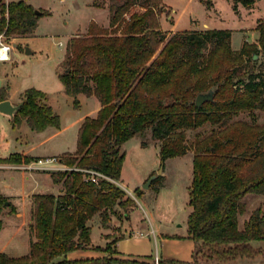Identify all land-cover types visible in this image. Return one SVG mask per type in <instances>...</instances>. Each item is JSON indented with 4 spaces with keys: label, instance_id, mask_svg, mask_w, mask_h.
Listing matches in <instances>:
<instances>
[{
    "label": "trees",
    "instance_id": "trees-1",
    "mask_svg": "<svg viewBox=\"0 0 264 264\" xmlns=\"http://www.w3.org/2000/svg\"><path fill=\"white\" fill-rule=\"evenodd\" d=\"M200 1L208 9L213 6L212 0ZM231 1L236 10L237 3L249 7L255 0ZM135 6L142 10L130 12ZM163 7L162 0H111L107 28L91 21L85 35L67 41L58 72L64 91L74 97V106L79 103L76 96L84 93L94 95L100 107L79 126L75 151L59 157L67 168L50 172L60 193L31 196L33 240L28 253H0V264H155L151 255L144 259L112 256L119 254L116 248L109 255L111 243L94 248L102 256L68 259L67 254L90 247L88 221L94 215L106 227L112 216L120 215L116 208H122L124 216L134 205L117 183L125 141L150 129L160 141L164 162L187 152L186 130L206 124L209 131L192 143L187 218V235L194 241L192 259L159 257L158 264H225L264 253L262 209L252 210L239 226V217L246 211L245 197L264 198V120L234 119L244 112L264 113V71L256 68L253 58L264 50V20L256 25L257 43L245 41L234 50L228 29L162 31L157 16ZM37 20L32 6L23 0L0 4V33L8 39L31 34ZM210 88H214L213 99L196 106L197 94ZM20 104L11 118L14 124L26 120L34 131L59 127V115L43 91L26 88ZM36 159L11 153L0 160L29 163ZM91 171L101 174L96 182L90 179ZM134 191L142 193L138 188ZM5 201L7 197L0 194V211Z\"/></svg>",
    "mask_w": 264,
    "mask_h": 264
},
{
    "label": "rangeland",
    "instance_id": "rangeland-1",
    "mask_svg": "<svg viewBox=\"0 0 264 264\" xmlns=\"http://www.w3.org/2000/svg\"><path fill=\"white\" fill-rule=\"evenodd\" d=\"M12 1L19 0H0V4ZM23 1L42 13L37 15V26L28 37L19 40L8 39L11 44L16 42V45H12L10 59L0 61V79L4 82L0 85V92L5 97L9 85V93L16 98L26 88L39 89L49 98V104H52L54 112L59 115L60 122L59 127L50 126L44 132L38 133L32 130L26 122H22L23 120L19 125L14 124L12 120L0 114V159L13 152L30 153L34 156L54 155L59 160V157H64V152H72L76 149L78 124L82 123L86 116L93 117L97 112L95 99H86L84 95L76 96L80 99H78V105L74 106V97L64 91L63 84L58 78L59 64L64 57L69 38L76 34L85 35L87 25H89L87 22H95L93 18L89 19L90 16H94L98 22L107 24V19L110 17L111 0ZM164 1L174 12L175 22L171 28L177 31H200L205 28L204 23H207L209 29L226 28L232 31L237 27L231 19L232 8L227 0H217L215 4L216 11L223 18L221 21L215 18L214 12L206 8L200 0ZM141 10L140 7L135 6L130 12ZM168 16H170V10L163 9L157 16L162 31L164 30L161 22L169 21L171 17ZM243 35L250 41L255 37L251 30L248 32L234 31L230 37L231 45L239 46ZM26 48L30 50V53H26ZM254 54H256V57L253 55L256 68L264 71V50ZM236 118L262 122L264 113L258 110L244 112L234 117ZM209 129V124H206L198 129L186 130V144L189 147L187 152L164 162L160 161L159 156L160 141L152 137L150 129H147L142 136L130 138L123 147L127 151L125 162L127 177L125 178L128 180L119 179L118 184L125 191L126 196L134 200V205L126 209L127 215L124 216L123 209L116 208L120 215L112 216L106 227H102L99 215H94L88 221L91 229L90 247L78 250L80 254L88 255L90 252H97L94 248L103 244V235L108 240L105 246L111 243L109 255L110 251L115 248L112 241L124 237L117 244V250L121 256L144 259L151 255L153 260L155 257L181 261L191 260L194 241L187 235V218L191 210L188 202L192 181V143L196 137L207 133ZM142 141H145L147 145L142 146ZM0 162L6 161L0 160ZM59 163L64 169L67 168L63 163ZM161 167L162 177L158 175L152 180L148 189L143 188L145 181L152 174L157 173ZM52 171L55 170L49 172ZM145 173H148L146 180L139 181L138 179ZM11 174L15 177L11 178ZM32 185V181L24 178V170L0 168V194L7 197L8 201L0 211V253L20 256L29 251L30 242L33 240L31 198L25 207L18 209L13 206L12 197L30 191ZM136 188L142 191L140 195H136L134 191ZM48 189L50 190L51 186ZM244 200L246 211L239 217L240 227L255 208L260 207L264 212L263 196L248 194ZM9 203L11 205H8ZM254 244L258 245L262 242ZM85 250L87 251L81 252ZM74 254L76 255L72 253L67 258H87L82 256L72 258ZM112 256H118V254ZM234 260L225 264H234ZM204 261L205 259L201 258V262Z\"/></svg>",
    "mask_w": 264,
    "mask_h": 264
},
{
    "label": "crops",
    "instance_id": "crops-1",
    "mask_svg": "<svg viewBox=\"0 0 264 264\" xmlns=\"http://www.w3.org/2000/svg\"><path fill=\"white\" fill-rule=\"evenodd\" d=\"M212 1H213V6L211 8H209V9L214 12L213 14H214L215 18L217 17L221 21L223 18L221 17L220 13H218L216 11L217 9L215 8V4H216V1L217 0H212ZM219 1H221V0H219ZM227 1L229 2V4L231 5V8H232L231 19L237 25V27L234 28V29H232V31H231V37H232V34H233L234 31H245V32H248L249 30H251L255 34V37H254V39L252 41L247 40L246 37H245V35H243L242 41L239 44V46L233 47L231 45L232 49L238 50L245 41L246 42H249V43H257V40H258V37H259V32L256 29V25H257L258 20H260V19H263L264 20V0H255L254 3L251 6H249V7H246V6L242 5L241 3H237V9L236 10L233 9L232 1L231 0H227ZM162 2L166 6V7L163 8V10H170V16H168V17L169 18L171 17V19L169 21L161 22L162 29L164 31L176 32L177 31L176 29L171 28V25H173V23L175 22V20H174V12L171 9V7L164 0H162ZM91 18H93L95 20V22L97 24H99V26H103V27H108L109 26V19H107L108 22L106 24V23L98 22L94 16L93 17L92 16L89 17V19H91ZM87 24H89V23L87 22ZM247 25H248V27H245ZM203 26L205 28L204 29H200V31L201 30H208L209 29V28H207L208 27L207 23H204ZM87 29H88V25H87ZM219 29H224V28H219ZM29 35L30 34L24 35V36H16V37H13L12 40H14V39H18V40L19 39H24V38L28 37ZM12 44H16V42H13ZM0 80H1V85H3L4 84L3 80L2 79H0ZM63 89H64V86H63ZM20 94H21V92L19 93V95L16 98L13 97L12 94L9 93V85H8L7 92H6V95H5L4 99H8L12 103H16L17 104V103H20ZM82 95H84V97L86 99L87 98L95 99V101H96L95 104H96V108H97V111H98V109L100 107V103H99L98 99L94 95L87 96L84 93H79L77 96L78 97H82ZM78 99H80V98H78ZM49 102H50V100L47 97V103L49 104ZM49 105L53 109L52 104H49ZM0 114L1 115H4L5 117H7L8 119L11 120V117H9V116H7L5 114H2L1 112H0ZM22 122H26V120H23ZM80 125H81V123L78 124V129H79V126ZM47 128H45L42 131H36V132H38V133L44 132L45 130H47ZM78 129H77V132H78ZM76 141H77V136H76ZM127 141H125L122 144V149L126 153L124 162L122 164L121 174H120V180H122V181L123 180H128V178L127 179L125 178V177H127V175L125 174V169H126L125 162H126V159H127V151L123 148L124 145H125V143ZM19 154H21L23 156H31V157H37V158L57 157V156H54V155H52L50 157H48V156H41V155H35L34 156V155L30 154V153H19ZM170 158H172V157H170ZM26 164L27 163H9V162L2 163V162H0V168H13V169H21V170H24V178L26 180H30V181L33 182V185L31 187L30 191L24 193L23 195L12 197L14 199V202L12 201L13 202V206L18 207V209L21 208V207H25L26 203H28V200L31 198V196L33 194H36V193H53V194L57 195V194L60 193V185L53 183V181L51 179V176H50V172L49 171H51L52 169H25L23 166H25ZM51 166H53V167H55V168H57L59 170L64 169L60 165L59 162H54V163H52ZM147 174L148 173H145L138 180L144 182L146 180V178H147L146 177ZM10 176H11V178H14L15 177L14 174H11ZM163 177L165 178V175H163ZM117 183H119V182L117 181ZM50 186H51V189L49 190L48 188ZM123 188L125 190H127V191H130V190L126 189L125 187H123ZM102 238H103V244L101 246L103 247V246H105V243L108 240H107V237L106 236L104 237L102 235ZM119 240L120 239H118L116 241V243H114V246H115L116 249H117V244H118ZM258 245L262 246V244H258ZM86 251L87 250L81 251V252H86ZM72 253H76V255H78V256H76L74 254L72 258H79L81 256L88 258V257H98V256L104 255V253L103 252H100V251L90 252L88 255H81L80 252L77 250V251H71L70 253H68L67 254V257L70 254H72ZM118 255L121 256L120 253ZM234 261H235L234 264H264V253H260L256 257H254V258H246V257H244V258H237Z\"/></svg>",
    "mask_w": 264,
    "mask_h": 264
},
{
    "label": "water",
    "instance_id": "water-1",
    "mask_svg": "<svg viewBox=\"0 0 264 264\" xmlns=\"http://www.w3.org/2000/svg\"><path fill=\"white\" fill-rule=\"evenodd\" d=\"M34 13L36 15H40L42 13V11L35 9ZM13 46H15L16 44H12ZM26 53H30V50L28 48H26ZM254 57H256V54H254ZM0 85H1V80H0ZM213 95H214V88H210L208 91L206 92H200L197 94L196 98H195V104L196 106H201V104L205 101H210L213 99ZM20 103H12L10 100L8 99H2L0 100V112L2 114H5L9 117H13V115L19 110L20 108ZM162 167L158 169L157 173L152 174L146 181L145 183L142 185L143 188L148 189L150 187V184L152 182L153 179H155L158 175H161L162 173ZM8 203V201H6V204Z\"/></svg>",
    "mask_w": 264,
    "mask_h": 264
},
{
    "label": "built area",
    "instance_id": "built-area-1",
    "mask_svg": "<svg viewBox=\"0 0 264 264\" xmlns=\"http://www.w3.org/2000/svg\"><path fill=\"white\" fill-rule=\"evenodd\" d=\"M12 44L8 41L7 36L4 33H0V61H7L10 59V52H11ZM59 162L57 157L51 158H38L27 163L23 166L25 169H52L58 170L57 168L51 166L52 163ZM66 169V168H65ZM98 176H101L100 173L96 171H91L90 179L92 181H97ZM154 263L158 264V257H155Z\"/></svg>",
    "mask_w": 264,
    "mask_h": 264
}]
</instances>
